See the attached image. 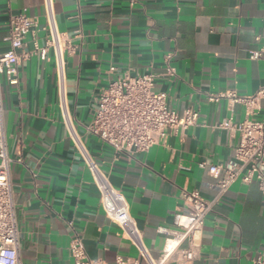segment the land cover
<instances>
[{"label":"crops","instance_id":"crops-1","mask_svg":"<svg viewBox=\"0 0 264 264\" xmlns=\"http://www.w3.org/2000/svg\"><path fill=\"white\" fill-rule=\"evenodd\" d=\"M59 32L70 38L64 53L67 106L94 160L120 189L129 212L153 255L164 245L159 225L173 226L184 211L183 190L206 200L233 163L238 134L216 127L238 122L244 106L209 94H254L264 86V0H53ZM25 12L37 20L24 39L29 56L17 85L1 79L2 122L13 159L10 178L21 264H73L69 244L76 232L88 257L115 264L136 250L100 206L89 170L61 122L51 49L45 47L43 0H0V52L5 51L8 18ZM262 50L258 59L252 54ZM177 76H164V55ZM110 66L116 69L108 72ZM153 73L156 89L170 108L197 111L196 124L183 132L166 129L146 151L114 158L112 148L85 131L110 78ZM264 119V100L249 116ZM19 143H22L19 156ZM210 166H219L212 176ZM264 244V205L255 183L233 182L207 214L201 253L191 264H254Z\"/></svg>","mask_w":264,"mask_h":264},{"label":"built area","instance_id":"built-area-1","mask_svg":"<svg viewBox=\"0 0 264 264\" xmlns=\"http://www.w3.org/2000/svg\"><path fill=\"white\" fill-rule=\"evenodd\" d=\"M134 2L135 0H130V4ZM43 15L45 21L42 29L47 32L45 47L40 48L35 43L34 49L41 59L46 57L48 49L53 52L61 122L76 152L90 172L105 216L120 227L122 234L136 250L135 257L117 256L115 264H191L201 253V234L207 214L228 187L237 180L244 184L255 183L261 192L264 205V119L249 118L259 107L260 100H264V86L249 96H239L233 92L209 94V101L228 98L231 103L244 106L245 117L242 120L232 122L225 119L216 126L238 134L233 163L216 182V194L212 199H204L196 190H183L181 196L186 208L174 214L172 227L157 226L156 232L164 236V245L157 255H153L145 245L142 233L129 212L125 195L112 185L107 174L94 160L72 120L67 106L64 56L70 48V38L57 29L53 0H43ZM37 27V20L25 12L10 15L8 35L4 38L6 49L0 52V264H21L10 178L13 159L8 153L1 118V79L9 85L19 83V67L29 56V52L24 49V39L28 34L34 33ZM261 55L262 50H258L252 54V58L258 59ZM170 58L171 54L164 55L163 75L173 78L177 73ZM115 69L110 66L108 72ZM155 84L156 75L153 73L130 75L126 72L110 78L101 90L95 114L85 126V131L97 136L112 148L114 158L127 153L146 151L164 139L168 128L183 132L196 124L197 111L185 109L179 113L170 108L166 93L157 90ZM18 149L19 156L16 161L21 162L22 143H19ZM219 170V166H210L208 169L212 176H217ZM69 252L73 264H98L88 257L82 239L76 232L70 241ZM253 262L264 264V244Z\"/></svg>","mask_w":264,"mask_h":264}]
</instances>
